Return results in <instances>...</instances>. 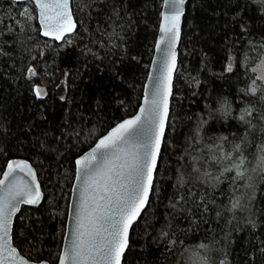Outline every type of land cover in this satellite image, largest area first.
Instances as JSON below:
<instances>
[{
	"label": "trees",
	"instance_id": "trees-1",
	"mask_svg": "<svg viewBox=\"0 0 264 264\" xmlns=\"http://www.w3.org/2000/svg\"><path fill=\"white\" fill-rule=\"evenodd\" d=\"M92 2L73 0L74 10L82 9L75 11L82 25L79 33L70 37L73 47L68 48L38 35V21H32L30 27L25 24L20 31L15 20L23 22L18 13L24 5L0 0V171L9 159L22 158L37 173L43 198L37 206H22L12 232L20 252L35 261L57 262L75 158L117 121L136 111L161 19L163 0H107L109 7L115 3L123 12L118 23L109 22L107 12L97 19L96 12L86 6ZM235 2L187 0L179 71L174 78L175 98L171 101L176 132L168 134L172 146L166 148L160 164L158 190L134 225L126 264H220L221 260L225 264H264V252L252 246L264 240V170L251 171L261 153L258 150L264 147V121L253 119L255 127L249 129L238 119L245 107L264 110V101L258 95L242 91L251 84L253 74L249 70L264 60V53L258 51L264 45V19L258 18L255 8L245 12L250 35H241L232 8ZM113 31L121 39L108 35ZM85 46L99 58L82 55ZM229 64L232 72L226 71ZM29 66L39 74L34 81L26 78ZM114 68L123 74L122 83L112 79ZM65 71L70 73L67 91L63 86L56 87L64 81ZM33 82L47 86L49 95L44 100L32 95ZM114 94L124 101L123 106L113 102ZM61 95L67 102L59 99ZM223 107H228L229 113L222 111ZM197 123L202 124L200 144L223 136L230 141L226 148L244 142L251 188L246 187L247 180L215 182L211 177L219 175L217 167L196 165L200 167L197 178L190 168L182 167L187 161L177 163L181 153L187 151V138ZM176 169L184 173V180H191L188 187L193 192L215 199V207L191 218L167 215V197L173 191L170 185L175 182ZM205 171L211 177L204 176ZM235 198L246 203L249 210L227 211ZM246 219H255L259 225L255 238ZM162 228L169 237H159ZM172 240L176 243L171 244ZM201 244L207 248L201 249Z\"/></svg>",
	"mask_w": 264,
	"mask_h": 264
},
{
	"label": "snow or ice",
	"instance_id": "snow-or-ice-1",
	"mask_svg": "<svg viewBox=\"0 0 264 264\" xmlns=\"http://www.w3.org/2000/svg\"><path fill=\"white\" fill-rule=\"evenodd\" d=\"M11 3L24 5L18 13L23 22L15 20L20 31L24 30L25 24L30 27L32 21H38V35L60 41L64 47H73L70 37L78 34L82 25V21L75 15V11L82 9L74 10L73 0H11ZM185 3L186 0H164L167 11L161 13L160 36L154 44L159 55L149 66L148 84L142 89L141 103L137 105V111L130 118L111 127L96 140L94 146H90L89 151L75 160V180L78 182L75 191L79 193V205L73 207L72 214L76 227L65 235L67 245L61 247L56 257L57 264H126V254L132 249L131 234L134 225L142 219V213L151 204L150 198L158 190L160 164L164 160L166 148L172 146L168 134L170 131L176 132L171 118V101L175 98L174 77L179 71L176 48L181 39L180 24L185 15ZM97 4L99 7H96ZM86 6L96 12L97 19L105 12L109 22L118 23L117 18H123L120 6L113 3L109 7L107 0H93ZM232 8L241 35L249 33L250 23L244 20L245 12L255 8L259 13L258 18L264 19V0H236ZM108 35L121 39L115 31ZM258 51L264 53V45ZM81 54L99 58L90 48L86 51L81 49ZM40 55L43 56V52ZM130 59L136 60V57ZM226 71L232 72L233 66L229 64ZM249 71L253 74L251 84L242 91L249 96L258 95L259 100L264 101V74L255 75L257 67ZM64 77V81L56 87L63 86L67 91L70 73L65 71ZM26 78L29 81L39 78L35 67L29 66L26 69ZM112 79L122 83L124 77L114 68ZM30 91L41 101L49 95L47 86L34 82L30 84ZM59 99L67 102L64 95ZM113 102L120 106L124 104L115 94ZM222 111L229 113L230 109L223 107ZM238 119L252 129L255 127L252 124L253 119L264 121V110L258 112L251 106L245 107ZM201 129L202 124L197 123L187 138V151L181 153L177 163L187 161L182 167L190 168L197 174V178L200 167L196 165L217 167L219 175L211 177V173L205 171L204 176L211 177L217 183L230 180L234 184L247 180L246 187L251 188L252 177L249 175L247 156L244 154V142L226 148L225 145L230 144V141L227 136H223L218 141L213 137L210 138L213 142L200 144L198 140L201 138ZM25 131L30 132L31 129ZM260 152L257 167L251 169L252 172L257 169L264 170V147H261ZM174 171L175 182L170 185L173 191L167 197V207L170 209L167 215L181 214L191 218L215 207V199L209 200L207 195L193 192L188 187L191 180H184V173L180 170ZM41 198L40 183L31 165L25 160L8 161L0 171V264H32V261L19 256L17 249L12 246V220L20 212L21 205L36 206ZM248 210V205L242 203L240 198L230 201L227 209L229 212ZM216 215L220 216L221 211H216ZM245 223L255 238L259 227L256 220L246 219ZM167 226L166 219L165 227ZM169 235L163 228L159 233L160 238H167ZM148 238L155 242L151 236ZM170 243L175 244L176 241L172 240ZM252 246L264 252V240L259 245ZM200 248L206 249L207 245L201 244ZM36 264H49V261L41 259ZM220 264H225V261L221 260Z\"/></svg>",
	"mask_w": 264,
	"mask_h": 264
},
{
	"label": "water",
	"instance_id": "water-1",
	"mask_svg": "<svg viewBox=\"0 0 264 264\" xmlns=\"http://www.w3.org/2000/svg\"><path fill=\"white\" fill-rule=\"evenodd\" d=\"M186 3H187V0H186ZM186 3H185V6H184V11H185V8H186ZM166 11H167V9L164 7V0H163V4H162V7H161V13L166 12ZM161 22H162V21H161V19H160L159 27H160ZM182 22H183V17L181 18V24H180L181 32H182ZM159 36H160V31H159V28H158L157 36H156V40H155V42L157 41V39L159 38ZM44 38H45V37H44ZM48 39H49V38H48ZM55 42L60 43V41H55ZM154 44H155V43H154ZM179 44H180V42L177 44V48H176L177 53H178V58H179ZM158 55H159V53H157V52L155 51L154 47H153V54H152V57H151V61H150L149 66L151 65V62H152L154 59H156V58L158 57ZM149 70H150V68L148 69V73H147V76H146V79H145V82H144V86H145L146 84H148L147 77H148V74H149ZM174 78H175V77H174ZM144 86H143V88H144ZM141 98H142V97H141ZM140 103H141V100H140ZM140 103H139V104H140ZM136 111H137V109H136ZM136 111H135V112H136ZM135 112H134V113H135ZM134 113H133V114H134ZM131 115H132V114H131ZM131 115L126 116V117L120 119V120L117 121L115 124L119 123V122L122 121L123 119L130 118ZM115 124H114L113 126H115ZM113 126H111V127H113ZM111 127H110V128H111ZM110 128H109V129H110ZM109 129H108V130H109ZM108 130H107V131H108ZM107 131H106V132H107ZM106 132H105V133H106ZM105 133H103L102 135H104ZM102 135H100V136H102ZM100 136H99V137H100ZM99 137H98V138H99ZM98 138H97V139H98ZM97 139H96V140H97ZM96 140H95V142H96ZM95 142H94V143H95ZM94 143H93L91 146H94ZM89 150H90V147H88V148H87L86 150H84L81 154H79V155L75 158V160H76L79 156L83 155L84 153H86V152L89 151ZM10 160H25V159H22V158H13V159H9L8 161H10ZM8 161H7V162H8ZM25 161H27V160H25ZM27 162L31 165V163H30L29 161H27ZM31 167H32V169L35 171V169L33 168L32 165H31ZM35 172H36V171H35ZM75 172H76V165H75L74 177H73V181H72L71 189H70V195H69V200H68L67 216H66V222H65V228H64V235H63V238H62L61 247L67 245V241L64 239L65 235H66L67 233L73 231V230L75 229V227H76L75 217H74L73 214H72L73 207L79 205V193H78L77 191H75V189L78 187V182L75 180ZM36 176H37V173H36ZM37 180L39 181L38 176H37ZM39 183H40V181H39ZM40 191H41V193H42V198H43V191H42V188H41V184H40ZM42 198H41V200H42ZM40 202H41V201H40ZM39 204H40V203H39ZM22 206H29V205H21V208H22ZM36 206H37V205H36ZM17 214H18V213H17ZM15 217H16V216H15ZM15 217H13V220H12V230H11L12 246L15 247V248L17 249V252H18L19 256H22V257H24L25 259H28V260L32 261V264H36V262H38V261L31 260V259L27 258L26 256H24V255L20 252V250L17 248V246L14 244V242H13V235H12V232H13V224H14ZM60 249H61V248H60ZM43 260H45V259H43ZM47 261H48V260H47ZM49 264H51V263L49 262ZM56 264H57V262H56Z\"/></svg>",
	"mask_w": 264,
	"mask_h": 264
},
{
	"label": "rangeland",
	"instance_id": "rangeland-1",
	"mask_svg": "<svg viewBox=\"0 0 264 264\" xmlns=\"http://www.w3.org/2000/svg\"><path fill=\"white\" fill-rule=\"evenodd\" d=\"M255 67H257L256 75H262V74H264V63H262V61L260 63H258V65H256ZM258 151H260V150H258ZM260 155H261V153L257 154V157L253 161L252 169L257 167V163H258V160H259Z\"/></svg>",
	"mask_w": 264,
	"mask_h": 264
},
{
	"label": "bare ground",
	"instance_id": "bare-ground-1",
	"mask_svg": "<svg viewBox=\"0 0 264 264\" xmlns=\"http://www.w3.org/2000/svg\"><path fill=\"white\" fill-rule=\"evenodd\" d=\"M163 4V3H162Z\"/></svg>",
	"mask_w": 264,
	"mask_h": 264
}]
</instances>
